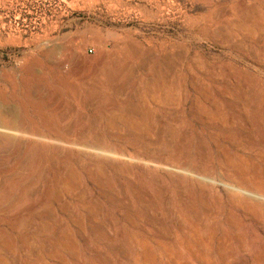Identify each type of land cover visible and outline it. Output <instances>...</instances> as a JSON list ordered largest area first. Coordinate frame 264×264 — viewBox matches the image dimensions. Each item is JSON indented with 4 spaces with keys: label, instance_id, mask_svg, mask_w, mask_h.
<instances>
[{
    "label": "rangeland",
    "instance_id": "1",
    "mask_svg": "<svg viewBox=\"0 0 264 264\" xmlns=\"http://www.w3.org/2000/svg\"><path fill=\"white\" fill-rule=\"evenodd\" d=\"M243 263L264 0H0V264Z\"/></svg>",
    "mask_w": 264,
    "mask_h": 264
},
{
    "label": "bare ground",
    "instance_id": "2",
    "mask_svg": "<svg viewBox=\"0 0 264 264\" xmlns=\"http://www.w3.org/2000/svg\"><path fill=\"white\" fill-rule=\"evenodd\" d=\"M246 255V254H245ZM245 255H244V257H245ZM248 255V254H247ZM250 258V257H249ZM251 259V258H250ZM254 261V260H253ZM246 262V261H245ZM239 263V262H238ZM255 263V262H254ZM244 264V263H243ZM246 264V263H245ZM252 264V263H251Z\"/></svg>",
    "mask_w": 264,
    "mask_h": 264
}]
</instances>
